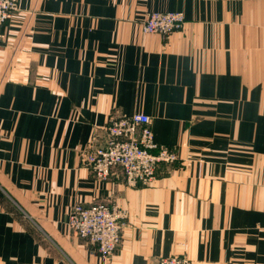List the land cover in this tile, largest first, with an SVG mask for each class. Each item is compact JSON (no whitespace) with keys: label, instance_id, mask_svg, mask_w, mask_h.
Listing matches in <instances>:
<instances>
[{"label":"crops","instance_id":"crops-1","mask_svg":"<svg viewBox=\"0 0 264 264\" xmlns=\"http://www.w3.org/2000/svg\"><path fill=\"white\" fill-rule=\"evenodd\" d=\"M181 30L142 32L149 12ZM0 42V264H264V0H18ZM143 113L176 152L146 186L81 162ZM126 213L102 257L75 204Z\"/></svg>","mask_w":264,"mask_h":264},{"label":"built area","instance_id":"built-area-1","mask_svg":"<svg viewBox=\"0 0 264 264\" xmlns=\"http://www.w3.org/2000/svg\"><path fill=\"white\" fill-rule=\"evenodd\" d=\"M18 11V0H0V42L3 26ZM185 22L181 12H149L143 23L145 34L164 37L180 30ZM82 164L98 180H107L114 168L121 170L125 184L146 186L160 165H172L176 152L154 140L150 118L143 113L109 119L106 139L101 145H89L80 155ZM126 213L115 205L75 204L68 216L70 232L94 247L102 257L111 256L122 239ZM155 264H190L185 256L159 257Z\"/></svg>","mask_w":264,"mask_h":264},{"label":"rangeland","instance_id":"rangeland-1","mask_svg":"<svg viewBox=\"0 0 264 264\" xmlns=\"http://www.w3.org/2000/svg\"><path fill=\"white\" fill-rule=\"evenodd\" d=\"M166 12H179V11H166ZM181 13H182V12H181ZM147 14H148V13H147ZM147 14H146V15H147ZM146 15H145V17H146ZM145 17H144V19H145ZM144 19H143V21H144ZM143 21H142V23H143ZM142 23H141V27H142ZM184 23H185V22H184ZM183 26H184V25H183ZM141 29H142V28H141ZM181 29H182V28H181ZM181 29H180V30H181ZM178 31H179V30H178ZM142 32H143V31H142ZM175 32H176V31H175ZM171 34H172V33H171ZM171 34H170V35H171ZM160 36H162V35H160ZM163 37H164V36H163ZM167 37H168V36H167ZM165 38H166V37H165Z\"/></svg>","mask_w":264,"mask_h":264}]
</instances>
